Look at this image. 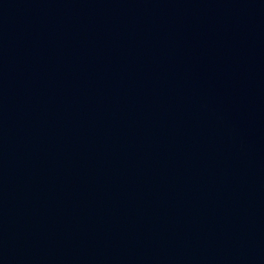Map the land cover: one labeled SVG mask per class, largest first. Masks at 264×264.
I'll use <instances>...</instances> for the list:
<instances>
[{"label":"water","instance_id":"water-1","mask_svg":"<svg viewBox=\"0 0 264 264\" xmlns=\"http://www.w3.org/2000/svg\"><path fill=\"white\" fill-rule=\"evenodd\" d=\"M0 264H264V0H0Z\"/></svg>","mask_w":264,"mask_h":264}]
</instances>
